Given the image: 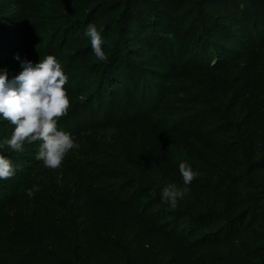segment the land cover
<instances>
[{"label": "rangeland", "instance_id": "obj_1", "mask_svg": "<svg viewBox=\"0 0 264 264\" xmlns=\"http://www.w3.org/2000/svg\"><path fill=\"white\" fill-rule=\"evenodd\" d=\"M22 1L30 27L27 48H33L27 56L36 53V63L55 56L68 77L69 111L88 102L89 109L82 110L84 118L89 120L95 110L96 119L94 127H85L73 138L79 147L69 151L58 169L46 168L43 161L30 169L10 204L9 225L0 227V246L16 255H37L41 259L35 264L60 260L75 264H264V37L258 35L256 44L246 42L232 50L231 45H224L225 30L212 22L214 16L227 26L236 25L240 34L244 32L241 22L255 30L253 21L264 17V0H157L152 4L150 0H124L131 15L120 11L113 19L108 14L120 5L118 0ZM12 4V0H0V51H14L20 58L13 36L19 29L12 23ZM168 9L177 12L170 22ZM159 12L162 19L155 17ZM89 24L100 31L105 61L95 57L85 35ZM147 28L156 43L152 52L138 44L140 32ZM167 31L176 42H184L176 51L179 65L169 62L172 80L168 86L174 98L157 109L153 101L143 102L151 122H134L127 129L125 157L110 132L96 127L103 116L104 81L112 66L122 62L136 77L128 78L130 93L145 92L150 100L148 82L154 89L159 86L151 73L158 70L159 51L164 57ZM208 44L220 45L217 52L222 61L214 69L198 65ZM125 52L140 58L128 60ZM9 66L2 64L0 71L8 76L12 73ZM121 93L115 89L120 113L122 97L126 99ZM13 128L0 116V144L10 138ZM33 148L27 142L22 152L4 146L0 155L14 168L18 159L27 161L34 155ZM181 162L191 166L195 177L174 210L219 213L222 209H201L199 204L222 200L228 206L243 198L254 208L247 219L228 229L220 243L214 240L208 248L178 241L169 233L171 225L162 228L156 214L158 209L170 208L162 200V190L170 184L183 187ZM78 184L93 201L88 213L74 194ZM33 185L39 186L44 214L31 204L28 190ZM210 186L218 188V195L205 192ZM219 224L201 223L199 232L214 230ZM241 244L247 247L245 254L238 249Z\"/></svg>", "mask_w": 264, "mask_h": 264}, {"label": "trees", "instance_id": "obj_2", "mask_svg": "<svg viewBox=\"0 0 264 264\" xmlns=\"http://www.w3.org/2000/svg\"><path fill=\"white\" fill-rule=\"evenodd\" d=\"M155 2L157 0H150L151 4L152 2ZM14 7V13L15 17L12 21V23H15L18 26V32L17 34H14L13 36L18 41V47L20 53V58H17L14 51H8V50H2L0 51V67L2 64L7 63L12 71L11 74L7 76V79L9 82L13 81L14 78L20 74L21 71H23V66L27 62H31L33 65L36 64V53L33 54V56H27V54L33 49L32 47H28V41L27 38L29 35L30 27L28 23L25 20L24 14V8L25 3L22 0H12ZM116 3H120L119 6L116 7V9L112 10L108 16L110 19H113L116 15V12L123 11V13H126L131 15V9H129V6L124 4V0H118ZM261 9V7H260ZM166 12V11H165ZM167 20L169 22L173 19V17L177 16V12L173 9L167 10ZM261 12L258 10V13ZM262 15L261 13H259ZM205 15L202 14L201 17H204ZM158 19H160L161 12H159V15L155 16ZM162 19V18H161ZM115 20V19H114ZM142 25L148 26V23L145 22L144 19H142ZM128 21V20H127ZM160 21V20H159ZM206 21H210L209 19H206ZM212 22L216 23V28L220 30H225V37L226 40L224 42L225 46L231 45L232 50H236L237 48L235 46L237 45H244V43H254L256 44L258 41V35H260V38L264 37V17L260 20L256 19L254 22L255 30L252 29V27L249 26V24H245L241 22L242 30L244 32L242 34L235 31V26H227L221 19H215L214 16L212 17ZM257 22H260V26H257ZM125 29L127 26H129V22H126L125 25H123ZM258 28V30H256ZM134 31V29L132 28ZM126 32V31H125ZM235 32V33H234ZM256 32V33H255ZM167 45L165 46L164 50V57L161 58V51L158 53V70L154 71L153 76L155 83L158 82V87L154 89V86L152 83H149L152 85V89L150 90V100L146 97V93L143 92L140 96H136L134 93H130L131 88L129 84L128 78H133V80L136 78L133 76V72H129L130 68L129 66L122 65V62H119V64H116L115 66H112V69L110 70L111 74L108 78L105 79V95H104V107H103V116L100 117V123H98V126L96 127H102L106 132H110V137L114 141L116 147L118 148V152L127 157V150H126V142H127V129L134 124V122H144L147 124H150L151 119L148 115L147 110L145 109V106L143 105L144 101H153L155 106L153 108H163L165 105H168L172 102L174 98V93L172 92V89L168 86L170 81L172 80V76L169 74L170 72V63L174 62V65L177 66L179 64L175 63V60L177 59L176 51L177 48L183 44L184 42H176L175 39L172 38L171 33L167 31ZM139 40L140 42L138 44L148 46L151 48V52L155 50L156 43L152 40V34L148 32L147 30H144L140 32L139 34ZM212 44V43H211ZM208 44V46L205 48L206 54H203L198 57V65H203L204 67L209 68H216L220 60L222 61V58L219 56V52H217L220 49V45L217 44ZM154 45V46H153ZM162 47L161 49H163ZM15 50V49H14ZM18 50V49H17ZM124 51V49H122ZM148 50L146 51V53ZM126 56V52L123 54ZM128 60L136 61L140 57L137 55L129 54L127 55ZM167 56H169V61ZM214 62V64H212ZM3 74L2 71H0V75ZM115 89H119L125 98L122 97L123 103L120 100L119 102L123 106V109L120 113L118 102L114 101V94ZM134 99V102H132ZM140 101L142 104V107H140V103L137 102ZM117 103V104H115ZM77 105H74L73 109L68 112L66 116L61 118L58 121V130L65 131L69 133L72 138L76 139L79 137V133L81 130H85V127H94L95 126V110H93L90 114V119L88 120L84 118L83 109H89L90 105L88 102L85 103L84 106L81 107H75ZM149 107V105H148ZM142 108V109H141ZM90 111V110H89ZM109 115V116H108ZM116 115L117 118H116ZM102 118V119H101ZM107 119V121L105 120ZM4 119V118H3ZM84 121V122H83ZM107 123V127L105 128L104 123ZM77 124V127L74 128ZM34 145L33 151L34 155L30 158L25 160H17L14 164L16 167L15 169V175L11 179L7 180H0V227H5L9 225L10 221V204L15 198L20 186L22 183H24L26 177L29 174L30 169L34 168L35 165L41 163L42 161H39L36 159V156L39 151V145L40 142H32ZM77 189L75 190L76 198L79 202L83 203L82 208L85 209V212H90L93 201L89 198L85 197L84 189L81 185H77ZM215 190H218L216 187H206L205 192L211 196L218 195ZM30 200L32 201V206L34 205L36 208V211L39 214H44L46 212V209L44 208V203L42 201V198L35 192L32 197H30ZM245 206V207H244ZM199 208H212V209H222L221 212L216 213L214 211H207L202 210L198 212L197 214L188 213L182 210L176 211L168 207H164L163 209L156 210V214L158 218H161L160 224L162 225V228H166L168 225H171V230L169 233H173L174 237L178 239V241L182 240V243H185L192 247H210V244L214 240H218L217 242H221V240L228 236L226 233L228 232V229L233 227L237 222L241 221L246 215L248 218L252 214V206L247 203V201L243 199H238L236 201H231L228 206L224 204L222 200H208L205 204V202H201L199 204ZM243 208V210H242ZM237 214V215H236ZM235 215V216H234ZM231 216H234L233 219H230ZM245 217V218H246ZM246 218V219H247ZM216 222L221 223L214 229L210 231H203L199 232V228L201 227V223L203 225L207 224H215ZM160 228V227H159ZM234 229V228H233ZM242 228H239L241 230ZM87 236V235H85ZM242 254H245L248 250L246 246H243L241 244L238 248ZM239 259H241V256H237ZM41 258H38L37 255H34L32 253H25L16 255L13 252H10L8 250H5L2 246H0V264H35L36 262L40 261ZM57 264H75L74 262H71L69 260H60Z\"/></svg>", "mask_w": 264, "mask_h": 264}, {"label": "clouds", "instance_id": "obj_3", "mask_svg": "<svg viewBox=\"0 0 264 264\" xmlns=\"http://www.w3.org/2000/svg\"><path fill=\"white\" fill-rule=\"evenodd\" d=\"M85 35L90 38L91 48L100 61L107 59L102 49L100 31L94 24L87 26ZM68 77L55 56L48 55L33 65L27 62L23 71L9 82L6 74L0 75V116L14 126L10 138L0 148L7 146L22 152L25 142L39 141L36 159L43 161L46 168L58 169L70 150L78 148L72 136L58 130V121L68 114L70 99L65 89ZM183 187L170 184L162 190V200L171 209L188 193L195 173L186 162L179 164ZM15 169L9 159L0 155V180L11 179ZM39 191L38 185L28 190L32 197Z\"/></svg>", "mask_w": 264, "mask_h": 264}]
</instances>
